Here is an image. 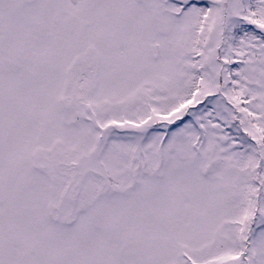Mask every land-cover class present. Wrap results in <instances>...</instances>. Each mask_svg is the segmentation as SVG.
Wrapping results in <instances>:
<instances>
[{
	"label": "snow or ice",
	"instance_id": "obj_1",
	"mask_svg": "<svg viewBox=\"0 0 264 264\" xmlns=\"http://www.w3.org/2000/svg\"><path fill=\"white\" fill-rule=\"evenodd\" d=\"M0 264H264V0H0Z\"/></svg>",
	"mask_w": 264,
	"mask_h": 264
}]
</instances>
